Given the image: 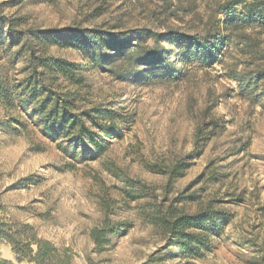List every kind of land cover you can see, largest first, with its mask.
<instances>
[{
  "label": "rangeland",
  "instance_id": "374dc122",
  "mask_svg": "<svg viewBox=\"0 0 264 264\" xmlns=\"http://www.w3.org/2000/svg\"><path fill=\"white\" fill-rule=\"evenodd\" d=\"M170 1L163 10L159 0H0V18L53 31L162 33L164 25L192 31L196 19ZM204 2L196 0L200 11ZM5 32L3 26L0 82L13 87L24 63L15 58L16 48H7ZM161 46L169 54L165 65L124 79L108 71L111 66L92 68L72 45L46 47V55L77 65L75 81L52 80L72 97L75 110L110 112L118 136L104 137L97 153L41 126L32 104L19 102L16 93L12 106L0 99V222L29 226L37 238L67 249L71 264H264V108L240 95L227 77L229 66L239 69L240 54L228 39L207 67L169 43ZM174 72L178 81L171 79ZM188 153L192 160L178 178L147 170L154 163L167 170ZM129 181L154 188L156 195L168 184L166 202L186 213L221 209L228 222L209 233L199 257L166 247L126 197ZM105 217L107 234L98 247L89 232L101 228ZM0 259L34 264L2 238Z\"/></svg>",
  "mask_w": 264,
  "mask_h": 264
},
{
  "label": "trees",
  "instance_id": "16d2710c",
  "mask_svg": "<svg viewBox=\"0 0 264 264\" xmlns=\"http://www.w3.org/2000/svg\"><path fill=\"white\" fill-rule=\"evenodd\" d=\"M159 1L163 10L172 5L170 0ZM176 1V8L197 21L190 32L165 25L162 33L143 29L123 33L99 28L53 31L21 28L18 20L0 18V29L6 28L7 48H16L15 58H21L24 63L19 84L8 87L0 82V99L5 105L12 106L13 94L16 93L19 102L22 99L32 104L41 126L100 153L104 137L118 136L111 123L113 118L108 111L75 110L72 97L59 90L52 80L61 77L68 82L75 81L77 65L46 55L48 45L62 42L72 45L92 68L104 71L105 67L111 66L108 71L124 79L146 71L142 69L165 65L169 54L161 43H169L181 54L193 55L200 64L210 67L218 61L226 41L230 39L240 54V62L239 69L237 65L228 67L227 77L236 83L240 95L251 104L264 108V0H206L201 11L195 5L196 0H186L184 5L181 0ZM128 34L131 38H127ZM147 40H152L153 45H146ZM177 76L178 73L174 72L171 79L178 81L181 76ZM92 113L106 116L110 123L99 124ZM191 160V153H188L167 170L155 163L150 164L147 170L165 175L170 180L180 177L189 166L187 161ZM125 183H128L126 197L136 202L138 216L166 247L176 248L188 256L199 257L207 251L209 233L228 222L229 214L221 209L198 207L194 212L186 213L172 202H166L168 184L160 195H156L154 188L141 182ZM180 199L177 196L173 201ZM107 223L108 218L105 217L101 228L90 230L89 237L95 246L103 243ZM0 238L9 242L18 256L34 264H71L72 256L67 249L37 238L29 226L0 222ZM0 264L9 263L0 259Z\"/></svg>",
  "mask_w": 264,
  "mask_h": 264
}]
</instances>
